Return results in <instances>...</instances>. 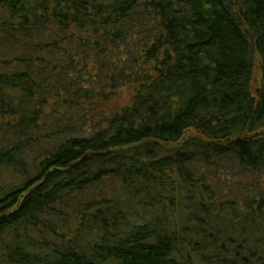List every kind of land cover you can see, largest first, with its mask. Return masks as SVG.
Returning a JSON list of instances; mask_svg holds the SVG:
<instances>
[{
    "label": "trees",
    "instance_id": "16d2710c",
    "mask_svg": "<svg viewBox=\"0 0 264 264\" xmlns=\"http://www.w3.org/2000/svg\"><path fill=\"white\" fill-rule=\"evenodd\" d=\"M0 264H264V0H0Z\"/></svg>",
    "mask_w": 264,
    "mask_h": 264
},
{
    "label": "rangeland",
    "instance_id": "374dc122",
    "mask_svg": "<svg viewBox=\"0 0 264 264\" xmlns=\"http://www.w3.org/2000/svg\"><path fill=\"white\" fill-rule=\"evenodd\" d=\"M255 58L258 57L255 56ZM259 83V72L257 62L255 60L254 68H253V81L251 82L252 87L254 88ZM133 92L127 87L118 88L113 95H111L110 99L104 104V107L107 110H114L117 107L127 105L131 99Z\"/></svg>",
    "mask_w": 264,
    "mask_h": 264
}]
</instances>
